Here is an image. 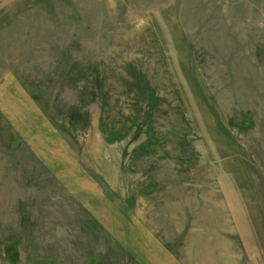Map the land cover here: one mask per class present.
Returning a JSON list of instances; mask_svg holds the SVG:
<instances>
[{"label":"rangeland","instance_id":"rangeland-1","mask_svg":"<svg viewBox=\"0 0 264 264\" xmlns=\"http://www.w3.org/2000/svg\"><path fill=\"white\" fill-rule=\"evenodd\" d=\"M0 264H264V0H0Z\"/></svg>","mask_w":264,"mask_h":264}]
</instances>
